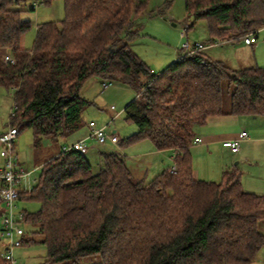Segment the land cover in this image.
<instances>
[{
  "label": "trees",
  "instance_id": "16d2710c",
  "mask_svg": "<svg viewBox=\"0 0 264 264\" xmlns=\"http://www.w3.org/2000/svg\"><path fill=\"white\" fill-rule=\"evenodd\" d=\"M25 1L0 0V88L13 94L10 125L31 129L34 148L43 138L67 139L84 126L86 81L118 82L136 92L124 112L138 127L119 143L150 140L171 152L175 171L142 181L126 159L102 152L94 172L86 155L61 147L43 162L34 188L20 193L40 204L25 211L30 232L23 245L39 235L44 264L96 255L101 264H252L264 249V195L244 191L237 166L219 182L198 179L190 148L210 118L264 117V67L234 69L193 50L155 73L129 45L140 37L150 0H63L65 18L39 24L32 49H25ZM185 11L208 22L209 42L244 40L264 28V0H185Z\"/></svg>",
  "mask_w": 264,
  "mask_h": 264
},
{
  "label": "rangeland",
  "instance_id": "374dc122",
  "mask_svg": "<svg viewBox=\"0 0 264 264\" xmlns=\"http://www.w3.org/2000/svg\"><path fill=\"white\" fill-rule=\"evenodd\" d=\"M165 2L166 0H150L146 12L148 18H146L143 23L144 27L140 31V37L133 41V43L135 42L133 47L135 52L155 73L165 70L171 62L180 58L185 51L183 49L184 44H208L210 41L208 22L206 20L196 22L192 17H188L185 11V0H173L170 10L165 9ZM24 7L28 9L24 17L31 21V28L24 34L26 48L30 50L35 42L37 26L47 22L62 21L65 18V5L63 0H54L49 5L38 4L35 7L34 0H26ZM31 9H34V11ZM163 12L165 14L162 15ZM258 34L260 40L264 39V29L260 30ZM203 51L213 59L227 61L234 65L238 63L239 58H245L247 60L251 58V50L243 46V44H240L239 41L233 43L223 41ZM259 56L264 58V48L262 51L260 50ZM0 89L2 90L4 88ZM6 95L8 96V102L5 103L4 106H7L10 111L14 106L13 95L9 93H6ZM81 96L90 103L83 113L84 124L94 121L99 127L106 126L108 132H116L121 142L138 132V127L134 123L126 121V114L124 112L125 107L136 98V92L133 89L118 82H114L112 86L104 89L99 79L91 77L82 87ZM229 97L230 93L225 91V109L229 108ZM112 106L116 109L112 110ZM9 115L8 119L10 117ZM261 120L264 121L263 119ZM262 121H260L261 126L264 124ZM81 132L77 131L71 135L69 139H59L58 142L43 138L39 146L34 148L33 131L31 129L23 130L15 141V153L18 155L25 169L27 171L32 170L33 174L23 178L18 188L21 191L30 192L35 186V181H38L42 174L43 162L52 156V154H54L53 152H58L62 145L73 142L78 135L80 136ZM88 144L97 147V151L99 148L102 152L115 153L126 159L136 179L142 178L143 173H146V180L150 181L163 170L169 169L174 164V159L168 154L154 156L149 153L150 155L145 158L146 161L143 163V166L140 167L142 171H136L135 168L138 159L143 157L142 155L147 154L144 152L151 148H155L150 140H141L133 144H125L124 146L121 145L122 143L112 145L110 142H107L100 146L95 139H92ZM211 149L212 148L206 150V152L201 155H195L194 168H207L210 169L208 172L211 173V169H216L221 160L225 161L228 159L231 163L233 162L232 164H235L239 160L236 155L230 154H226L227 156L220 159L214 151L210 154ZM194 152H196V150H194ZM251 154L256 161L255 154L253 152H251ZM256 154L258 158V151H256ZM250 162L245 165L251 172L254 170L253 166H255V164L252 163L251 166ZM102 164L100 157L97 161L94 159L92 161L93 171L98 172ZM245 165L240 164L239 166L244 167ZM239 166L237 167L240 169ZM219 178L218 176L215 177L216 181L214 182H219L221 180ZM17 207L19 211L25 210L28 213H35L40 209V204L37 201L19 199L17 201ZM3 208L4 206L0 202V213ZM260 229L264 233V222L260 223ZM27 231L30 232L28 228ZM33 237L36 242L25 244L15 249V258L21 264H44L46 260L47 248L41 243V237L37 234L33 235ZM4 250L5 245L3 241L0 240V264L3 263L2 254ZM79 264H101V260L99 255H96L81 259ZM254 264H264V249L259 253L257 261Z\"/></svg>",
  "mask_w": 264,
  "mask_h": 264
},
{
  "label": "crops",
  "instance_id": "0c3cea01",
  "mask_svg": "<svg viewBox=\"0 0 264 264\" xmlns=\"http://www.w3.org/2000/svg\"><path fill=\"white\" fill-rule=\"evenodd\" d=\"M168 10H170V8ZM263 29L264 28H262L261 30ZM237 41H239L240 44H243V46L251 50V54H250L251 58H249V60L245 58L244 59L239 58L238 63L235 65L227 61H224V62H226L229 66H231L234 69H241V68L253 67V66L264 67V58H261L259 56L260 50L262 51V49L264 48V39L260 40L259 34L257 35V40L253 44H250V45L245 44L243 39H240ZM233 42L235 41H231V43ZM134 44L135 42L129 43V45L131 46L133 50H134L133 48ZM21 45L23 48L27 49L26 44H25V36L22 37ZM6 93L13 95L11 91L8 92L6 89H2V90L0 89V131L1 132L6 131L8 126L10 125V119H8V115L11 109L9 111L7 106L6 107L4 106V104L8 102V99H7L8 96L6 95ZM261 119L264 120V117L220 116V117L210 118L208 123L203 127H197L196 138H200L202 142L200 144H194L190 148L191 156L193 155L192 163H193V169H194L195 176L198 179L205 180V181H216L215 177L218 176L220 177L219 179H221L222 174L226 170H230L236 166H239L240 164L245 165L248 162L253 161V162H250L251 166H252V163L255 164V166H253L254 170L251 172L246 168L247 167L246 165L244 167L239 166L243 173L242 187L244 191L246 192L255 193L258 195H264V124L263 126L260 125V121H262ZM81 129L79 130L80 132L82 131L80 136L78 135V137H76V139H74L73 142L68 143L69 145L75 142L81 141L83 139H86L90 136L91 132L89 128V123H85ZM243 131H246L248 133L249 139L241 142L240 151L238 153L234 154L223 146V143L225 141L236 139L238 135ZM67 139H69V137ZM91 140L92 139L90 138L88 140V143H90ZM68 144H65V145H68ZM63 146L64 145H62L61 147ZM94 148L96 149L97 147L93 145L92 146L89 145V150H88V153L86 154V157L91 163L94 159L97 161L99 157L101 158L102 151H100L99 148H98V151L97 149L95 150ZM210 148H212L210 150V154L214 151L217 154V156L220 157V159L223 158L224 156H227L226 154H230V155H236L239 160L235 164H232L233 162L231 163V161H229L228 159L225 161L221 160L220 164L218 165L216 169L214 168L211 169V173L208 172L210 169H207V168H198V167L194 168V163H195L194 159L196 157L195 155L196 154L201 155L205 153L206 150H209ZM194 150H196V152H194ZM0 151H1V146H0ZM59 151L53 152L54 154H52V156H50L49 158L56 156L59 153ZM256 151H258L259 153L258 158H257ZM251 152L255 154L256 159H257L256 161L253 155L251 154ZM144 153H147V154L142 155L143 157L138 159L136 163V168H135L136 171H142L140 167L143 166V163L146 161L145 158L150 155L149 153H151V155H154V156L155 155L163 156L165 154H168L172 157L170 151L161 152L157 150L156 148H151ZM217 156H216V161H217ZM18 161H19L20 166L25 169V167L20 162L19 158H18ZM3 164H4V160L0 156V168L3 166ZM128 167L130 171L133 173V170L131 169L130 165ZM27 172H31L33 174L32 170L27 171ZM146 177H147L146 173H143V177L142 178L140 177L138 179L148 182L149 180L147 181ZM256 261L257 259L252 264H254Z\"/></svg>",
  "mask_w": 264,
  "mask_h": 264
},
{
  "label": "built area",
  "instance_id": "2783aa9c",
  "mask_svg": "<svg viewBox=\"0 0 264 264\" xmlns=\"http://www.w3.org/2000/svg\"><path fill=\"white\" fill-rule=\"evenodd\" d=\"M257 39V36L250 33L245 36L244 42L247 45L253 44ZM219 44V42H208V44L195 43L194 45L184 44V54L179 59H183L184 55L193 50H205L208 47ZM6 61H12L10 56H6ZM176 60V61H177ZM111 83H103V88L107 89L111 86ZM15 106L10 111V117L14 116ZM112 110L116 108L111 107ZM90 136L81 141L75 142L71 145H64L62 151H77L82 155H86L89 150L88 140L95 139L97 143L102 146L107 142L112 145H118L120 138L113 132L110 133L107 127H99L94 121L89 122ZM20 134V128L18 126L9 125L4 132L0 131V156L4 160L3 166L0 168V202L4 208L0 213V240L5 245L3 259L9 264H21L15 258V249L22 247L25 241L28 240L26 225L24 223L25 211L18 209L17 201L20 198L21 190L18 188L23 178L31 176V172H27L19 164L17 154L15 153V141ZM249 139V135L246 131L241 132L236 139L225 141L223 146L230 152L236 154L240 151L241 142ZM202 140L196 138L194 144H200ZM175 171V166L171 168V172ZM37 182V181H36ZM35 182V184H36Z\"/></svg>",
  "mask_w": 264,
  "mask_h": 264
}]
</instances>
